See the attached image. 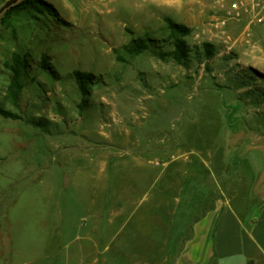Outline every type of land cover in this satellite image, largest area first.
Here are the masks:
<instances>
[{"label": "rangeland", "instance_id": "obj_1", "mask_svg": "<svg viewBox=\"0 0 264 264\" xmlns=\"http://www.w3.org/2000/svg\"><path fill=\"white\" fill-rule=\"evenodd\" d=\"M11 1L0 0V102L9 76L4 62L14 52L28 54L20 110L5 108L30 123L0 118V264H172L140 257L136 216L110 234L81 220L73 175L93 150L111 146L101 135L122 139V129L145 138L143 145L177 143L189 114L194 135L202 131L197 146L219 141L235 153L225 154L230 173L234 157L264 160V27L247 25L250 16L226 18L223 9L206 22L205 0H44L56 17L7 27L1 20ZM188 4L200 12H188ZM165 19L191 30L183 38L190 50L184 66L167 55ZM136 39L150 40L151 48L131 57L124 47ZM75 71L94 76L84 98ZM195 86L196 97L186 101L183 93ZM184 105L189 111L176 119Z\"/></svg>", "mask_w": 264, "mask_h": 264}, {"label": "crops", "instance_id": "obj_2", "mask_svg": "<svg viewBox=\"0 0 264 264\" xmlns=\"http://www.w3.org/2000/svg\"><path fill=\"white\" fill-rule=\"evenodd\" d=\"M229 4L205 0L204 21L213 20L216 9L228 12ZM190 6L186 5L188 12H200V6ZM242 17L250 18L245 13ZM199 88L183 93L186 101L193 100ZM188 107H179L176 119H182ZM191 118L189 114L179 128L177 143L160 139L143 145L145 138L122 129V139L115 133V137L101 135L99 140L111 148L93 150L96 155L76 169L70 184L82 206L79 218L97 232L110 234L114 225L138 217L140 257L148 259L172 258V264H264V168L258 169L264 160L254 153L234 157L237 171L230 173L225 156L229 151L219 141L197 146L202 131L194 135ZM119 144L124 150L114 151ZM113 217L120 221L113 222Z\"/></svg>", "mask_w": 264, "mask_h": 264}, {"label": "trees", "instance_id": "obj_3", "mask_svg": "<svg viewBox=\"0 0 264 264\" xmlns=\"http://www.w3.org/2000/svg\"><path fill=\"white\" fill-rule=\"evenodd\" d=\"M44 15L50 17L57 16L55 8L44 0H12L1 21L7 27H11L12 22L17 19L29 20L30 18ZM165 23L169 31L170 45L172 47L171 52L167 55L178 65L184 66L190 50L183 38L189 36L191 30L183 25L174 23L170 19H165ZM150 48V40L136 39L131 40V42L124 47V51L129 56L135 57ZM203 49L206 57L213 55V48L211 45L204 44ZM164 55L166 54H159L161 58H163ZM45 62V58L41 57L40 64L42 67L46 66ZM4 67L9 76L3 96L4 102H0V118L21 120L29 124V120H26L21 114L5 108V103H8L16 111L20 110L19 102L21 93L28 80L29 56L22 52H14L11 54L10 58L4 62ZM72 76L77 90L83 98L86 97L89 93V86L93 83L94 76L90 73H82L79 71L73 72ZM83 104L84 100L82 99L80 107Z\"/></svg>", "mask_w": 264, "mask_h": 264}, {"label": "built area", "instance_id": "obj_4", "mask_svg": "<svg viewBox=\"0 0 264 264\" xmlns=\"http://www.w3.org/2000/svg\"><path fill=\"white\" fill-rule=\"evenodd\" d=\"M243 13L252 18L251 23L264 27V0H234L225 15L226 18L241 17Z\"/></svg>", "mask_w": 264, "mask_h": 264}]
</instances>
